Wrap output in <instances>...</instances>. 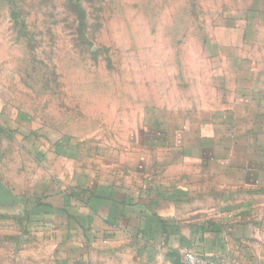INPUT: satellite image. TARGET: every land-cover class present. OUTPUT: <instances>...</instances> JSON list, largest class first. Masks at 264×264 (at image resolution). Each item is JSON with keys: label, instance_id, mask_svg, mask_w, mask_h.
Listing matches in <instances>:
<instances>
[{"label": "rangeland", "instance_id": "rangeland-1", "mask_svg": "<svg viewBox=\"0 0 264 264\" xmlns=\"http://www.w3.org/2000/svg\"><path fill=\"white\" fill-rule=\"evenodd\" d=\"M246 24L264 35V0H0V178L38 198L37 152L124 145L152 104L195 99ZM25 205L0 206V264H81L77 229L38 230Z\"/></svg>", "mask_w": 264, "mask_h": 264}, {"label": "crops", "instance_id": "crops-1", "mask_svg": "<svg viewBox=\"0 0 264 264\" xmlns=\"http://www.w3.org/2000/svg\"><path fill=\"white\" fill-rule=\"evenodd\" d=\"M229 42L195 99L152 104L124 145L37 152L36 229H77L81 264H184L189 251L264 264V35L246 24Z\"/></svg>", "mask_w": 264, "mask_h": 264}, {"label": "trees", "instance_id": "trees-1", "mask_svg": "<svg viewBox=\"0 0 264 264\" xmlns=\"http://www.w3.org/2000/svg\"><path fill=\"white\" fill-rule=\"evenodd\" d=\"M48 194H46L45 192L38 196V198H35V197H32V196H29L27 198V200L24 202L25 205V212L26 213H30V209L32 208H37L39 209V214L32 217L31 219L28 218V224L31 225L33 224L35 226V228H40L42 226V223L46 218H48L46 215V213H41V207L42 206H46L47 204L44 202V199L47 197ZM29 205V206H28ZM31 214V213H30ZM32 215V214H31ZM175 264H178L177 262Z\"/></svg>", "mask_w": 264, "mask_h": 264}, {"label": "built area", "instance_id": "built-area-1", "mask_svg": "<svg viewBox=\"0 0 264 264\" xmlns=\"http://www.w3.org/2000/svg\"><path fill=\"white\" fill-rule=\"evenodd\" d=\"M184 264H237L232 259L206 260L194 252H186L184 255Z\"/></svg>", "mask_w": 264, "mask_h": 264}, {"label": "water", "instance_id": "water-1", "mask_svg": "<svg viewBox=\"0 0 264 264\" xmlns=\"http://www.w3.org/2000/svg\"><path fill=\"white\" fill-rule=\"evenodd\" d=\"M22 200L17 197L8 187H6L0 179V206L12 207Z\"/></svg>", "mask_w": 264, "mask_h": 264}]
</instances>
